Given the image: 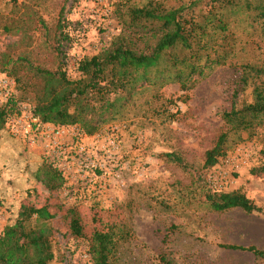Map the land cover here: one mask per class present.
<instances>
[{"label":"rangeland","instance_id":"1","mask_svg":"<svg viewBox=\"0 0 264 264\" xmlns=\"http://www.w3.org/2000/svg\"><path fill=\"white\" fill-rule=\"evenodd\" d=\"M124 1L0 0V61L2 53L12 59L0 73L7 84V90L0 88V105L10 96L17 98L11 124L32 110L41 92L40 79L25 61H19L14 75L8 73L13 60L21 56L34 66L77 78L80 60L98 54L122 31ZM159 1L170 7L189 0ZM241 40L226 64L210 70L192 88L183 90L178 82L167 81L138 94L94 133L80 128L78 144H86L82 164L70 145L53 160L48 141L37 137L28 146L7 122L0 133V232L15 221L22 203L33 201L36 171L47 159L66 169V182L52 201L56 216L47 221L57 264H82L86 238L111 225L133 232L121 243L115 264H264V258L251 252L221 246L264 249V173H253L264 165V120L234 131L222 119L224 111L252 100V85L239 82L237 64L264 65V29L258 26ZM225 131L226 153L205 167V151ZM165 153L178 155L185 165L167 160ZM97 163L104 167L96 168ZM207 178L220 192L244 193L260 210H212L205 200L208 190L214 191ZM71 206L79 211L85 239L65 233L61 215Z\"/></svg>","mask_w":264,"mask_h":264},{"label":"trees","instance_id":"2","mask_svg":"<svg viewBox=\"0 0 264 264\" xmlns=\"http://www.w3.org/2000/svg\"><path fill=\"white\" fill-rule=\"evenodd\" d=\"M189 0L167 6L159 0L142 5L122 2V31L98 54L80 60L79 76L70 79L62 71L32 65L21 56L13 60L9 74L25 61L27 69L40 79L33 116L43 123L80 126L92 134L100 125L121 114L136 96L149 88L158 89L167 81L178 82L187 90L210 70L224 65L241 44V36L261 26L264 29V0ZM208 5V7L206 6ZM0 73L6 71L11 58L2 53ZM239 82L252 85V100L241 108L233 106L222 113L230 130H248L264 120V65L237 64ZM15 81H19L16 76ZM17 98L8 97L0 105V133L17 112ZM228 132H221L213 146L205 151L204 166L210 167L228 149ZM169 161L185 165L178 155L163 154ZM264 173V165L253 170ZM33 201L22 203L17 218L0 232V264H57L53 229L47 221L56 211L52 201L64 186L63 172L47 159L36 171ZM209 207L217 212L240 209L259 211L240 191H211L205 194ZM68 238L85 239L77 207L66 208L61 215ZM34 220L35 225H30ZM133 236L127 227L108 226L95 229L87 240L92 264H115L121 243ZM122 243V244H123ZM230 249L251 252L264 258V249L254 245L221 244Z\"/></svg>","mask_w":264,"mask_h":264},{"label":"built area","instance_id":"3","mask_svg":"<svg viewBox=\"0 0 264 264\" xmlns=\"http://www.w3.org/2000/svg\"><path fill=\"white\" fill-rule=\"evenodd\" d=\"M6 87L7 84L0 80V88L7 90ZM18 115L20 116L21 114ZM15 119L12 121V124L8 121L11 126V132L17 137L26 138L28 146H31L37 142V137L39 141H48L45 146L48 145V149H51L52 152H55L53 160H58L59 157L66 154V147L69 145L71 148L75 149L81 160L86 158H83V155L86 152V144H78V142H82V131L79 126H76V124L54 125L43 123L37 117L33 116L31 110L28 113L23 114L21 117H16ZM84 160H82L81 164ZM94 166L101 169L104 167V164L97 163L94 164ZM57 167L62 172H65L66 170L60 164H58ZM207 183L208 186L212 187L214 191H219L218 187H213L214 181L210 178H207ZM80 258L82 260V264H92L91 257L87 250H85L80 255Z\"/></svg>","mask_w":264,"mask_h":264}]
</instances>
